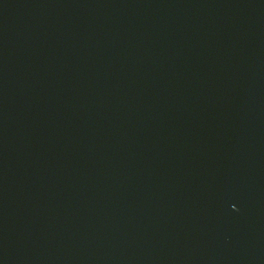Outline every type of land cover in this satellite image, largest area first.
<instances>
[{
	"label": "water",
	"instance_id": "obj_1",
	"mask_svg": "<svg viewBox=\"0 0 264 264\" xmlns=\"http://www.w3.org/2000/svg\"><path fill=\"white\" fill-rule=\"evenodd\" d=\"M0 110L264 137V0H0Z\"/></svg>",
	"mask_w": 264,
	"mask_h": 264
}]
</instances>
